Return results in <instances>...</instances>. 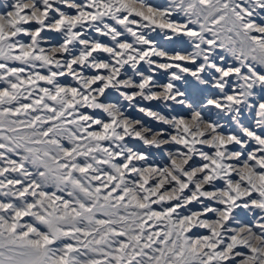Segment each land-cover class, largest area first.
<instances>
[{
    "label": "snow or ice",
    "instance_id": "6c2138e0",
    "mask_svg": "<svg viewBox=\"0 0 264 264\" xmlns=\"http://www.w3.org/2000/svg\"><path fill=\"white\" fill-rule=\"evenodd\" d=\"M0 264H264V0H0Z\"/></svg>",
    "mask_w": 264,
    "mask_h": 264
},
{
    "label": "rangeland",
    "instance_id": "374dc122",
    "mask_svg": "<svg viewBox=\"0 0 264 264\" xmlns=\"http://www.w3.org/2000/svg\"><path fill=\"white\" fill-rule=\"evenodd\" d=\"M152 2H154V3H162L163 0H152ZM156 39H157L158 43H160V44H166V43H167V42H165V41L163 40L162 37H156Z\"/></svg>",
    "mask_w": 264,
    "mask_h": 264
}]
</instances>
